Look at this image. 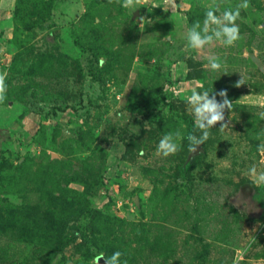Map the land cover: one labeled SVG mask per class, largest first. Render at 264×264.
Here are the masks:
<instances>
[{"label":"rangeland","instance_id":"374dc122","mask_svg":"<svg viewBox=\"0 0 264 264\" xmlns=\"http://www.w3.org/2000/svg\"><path fill=\"white\" fill-rule=\"evenodd\" d=\"M241 2L139 0L124 8L122 0H0L7 85L0 219L12 217L0 222V264H101L117 251L121 264H264V184L247 175L251 165L264 170L257 151L264 142V72L249 57L255 52L264 64V0L241 10L233 46L213 41L192 49L187 42L209 8L218 6L220 15ZM54 30L58 50L47 38ZM214 56L219 71L210 69ZM96 59L97 79L90 72ZM192 63L205 78L189 80ZM194 89H227L232 125L210 129L180 180L191 154L188 127L169 105L183 101L192 116L186 100ZM64 105L66 112L47 115ZM176 131L184 136L179 151L158 154L162 136ZM56 206L69 222L80 209L102 211L93 234L98 258L81 239L66 249L65 262L49 258L55 243L35 234L31 217L45 219Z\"/></svg>","mask_w":264,"mask_h":264},{"label":"clouds","instance_id":"9594fccd","mask_svg":"<svg viewBox=\"0 0 264 264\" xmlns=\"http://www.w3.org/2000/svg\"><path fill=\"white\" fill-rule=\"evenodd\" d=\"M109 2L111 3L112 0H109ZM138 2L139 0H122L121 6L124 8H135ZM145 3H147V0H145ZM249 6V0H242L241 3L236 5L235 9L224 10L220 15H217V12H219L218 6L214 5L209 8L205 12L203 25L197 21L188 30V46L192 49H203L213 41H220L225 46H233L241 38L240 28L236 21L240 18L241 10L247 9ZM151 7L159 6L153 3ZM140 20L143 21L144 18L141 17ZM208 63L213 71H219L222 67L219 57L210 58ZM5 79L6 74H0V102L5 100L7 89ZM241 85H243L242 79L237 81L234 86L240 87ZM217 96L220 97V100H217ZM186 103L190 106L194 119L193 132L189 133L186 139L189 151L195 153L198 150V146L204 145L209 139L210 129L220 124L219 129L223 131L228 126L224 122L225 111H231L232 102L228 98L227 89H221L218 92L212 91L211 93L206 90L200 92L194 89L192 94L187 97ZM196 133H199V135ZM260 135L258 134L257 139H260ZM183 139L184 136L180 131L166 133L157 144V153L164 157L175 155L180 149V144L177 141ZM257 151L264 153V142L257 146ZM247 175L253 178L254 184H264V170H258L255 165H251L247 169ZM121 256L122 253L117 251L111 257H101V259H103L104 264H121Z\"/></svg>","mask_w":264,"mask_h":264},{"label":"trees","instance_id":"16d2710c","mask_svg":"<svg viewBox=\"0 0 264 264\" xmlns=\"http://www.w3.org/2000/svg\"><path fill=\"white\" fill-rule=\"evenodd\" d=\"M47 38L49 40L48 42H51L53 44V48L55 50H58L60 46L59 31L58 30L52 31V33H50L47 36ZM97 64L98 65L100 64L99 59H96L95 63L92 62L91 68H90L91 70L90 72L92 76L96 79H97V76L93 68ZM190 67L192 68V72L189 74V80H200V79L205 78L204 73L203 72L201 73L199 70H197L196 64L192 63L190 64ZM184 103L185 102L179 101V100L172 101L169 107H170V111H175L176 113H178L179 111L183 112L182 118L187 124V127H188L187 135H188L189 133L193 132L194 119H193V116H189L187 113L184 112L185 110ZM68 109L69 107L66 105L62 107L61 106L53 107L50 110V113H48L47 115L51 117H57L60 112L61 113L66 112ZM185 150L188 153L190 152L187 139H185ZM194 158L190 161H188V158L187 160L185 159L184 165H182L179 168V174H180L179 179L180 180L183 179V177L185 176V172L190 169ZM6 163L3 161H0V178L2 177L3 167ZM2 217L3 218L1 219H3V221L9 220L12 218V217H5V216H2ZM45 217H46L45 219L34 220L37 217L34 218V216H32L31 219H33L32 226L35 227V229L38 228L35 234L39 235L41 240L43 241L49 238L50 240H53L55 243L54 246H52L51 251L49 252V258L51 260H53L54 257L59 255L62 257V261L65 262L66 249L69 246L77 243L79 239H81L82 242L86 245L85 246L83 244L86 247L88 256L97 257V258L99 257L102 250L95 243L93 234L96 233L99 220L103 219L102 211L98 209H93L90 207H87L85 209H80L72 213V217L71 215H69L71 219V222H69L66 219V217H68L67 214L63 211H60L56 206V207L50 208L48 212L45 213ZM1 219H0L1 225L4 226L5 223H3ZM71 223H73V225H71ZM39 229L42 230V232H39Z\"/></svg>","mask_w":264,"mask_h":264},{"label":"water","instance_id":"95a60500","mask_svg":"<svg viewBox=\"0 0 264 264\" xmlns=\"http://www.w3.org/2000/svg\"><path fill=\"white\" fill-rule=\"evenodd\" d=\"M262 27H264V21L262 23ZM249 57L251 58V60L257 65L258 69L262 72H264V64L262 63L261 59L257 56V54L255 52H252L249 54ZM225 123L232 125V121L230 119H228V117L225 114ZM203 152V147L202 145L198 146V150L195 153H191L188 157V161L192 160L194 157H196L197 155L201 154ZM99 262L101 264H104L103 259H100Z\"/></svg>","mask_w":264,"mask_h":264}]
</instances>
